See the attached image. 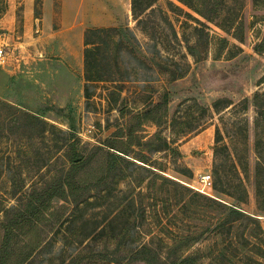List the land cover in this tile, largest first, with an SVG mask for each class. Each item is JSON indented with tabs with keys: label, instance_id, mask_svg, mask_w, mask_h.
<instances>
[{
	"label": "rangeland",
	"instance_id": "374dc122",
	"mask_svg": "<svg viewBox=\"0 0 264 264\" xmlns=\"http://www.w3.org/2000/svg\"><path fill=\"white\" fill-rule=\"evenodd\" d=\"M75 1L71 0L72 7ZM130 1H121L120 12L107 7L115 17L114 24L101 22L87 27L116 28L110 38L104 35L106 43H101V36L93 37L101 43L98 57L106 75L102 81L86 82L83 64L80 74L78 66H64L59 56L50 57L57 59L55 66L39 61L43 57L39 52L41 26L34 22L25 28L22 6H17L14 17L5 13L0 16L7 60L11 56L25 61L8 101L63 131L44 140L35 134L27 151L17 152L14 136L21 134L3 125L0 157L8 161L6 157L10 156V161L19 165L21 188L15 192L10 172L0 170V264H66L79 250L80 264H148L132 260L137 248L146 244L151 255L163 260V243L173 235L186 233L197 237L189 252L203 255L202 264H255V259H261L255 245L264 249V242L261 234H256V226L246 219L225 220L229 210L214 209L204 197L257 218L264 236V210L258 207L254 184L259 160L255 148L258 126L264 154V80L259 81L264 75V52L254 50L264 31V9L253 0H226L229 9L243 20L242 43L203 20L204 32L210 37L225 36L242 48L233 58L214 59L212 44L207 46L203 32L195 34L196 23L175 8L187 9L177 0H157L137 19L132 16ZM40 5L41 0H35V16L40 13ZM9 29L13 35L7 34ZM84 87L88 88V97ZM216 100H221L218 110L213 106ZM159 102L160 114L166 107L165 118L159 127L146 123L144 133L159 130L167 140L174 139L173 144L151 152L137 147L148 156L147 163L128 157L131 164H127V177L116 185L111 181L91 187L90 193L101 190V195H109L107 200L83 202L73 210V197H54L50 206L54 216L42 207L38 209L36 194L70 165L64 163L70 153L67 145L59 151L55 142L71 133L83 156L95 146L107 149L104 143L118 139L130 110L141 111ZM174 116L178 122L171 128ZM161 144L154 140L153 149ZM37 163L42 165L36 168ZM152 172L158 176L148 188ZM202 174L211 175L214 197L191 186L198 185ZM141 179L144 181L138 185ZM241 180L247 190L245 201L235 197L240 193L236 185ZM89 192L74 191L77 198L88 195L92 201ZM117 211L114 241L106 243L110 226L103 236L85 238L91 228L105 226ZM7 224L12 225L11 234L5 237ZM35 227L37 231L33 232Z\"/></svg>",
	"mask_w": 264,
	"mask_h": 264
},
{
	"label": "trees",
	"instance_id": "16d2710c",
	"mask_svg": "<svg viewBox=\"0 0 264 264\" xmlns=\"http://www.w3.org/2000/svg\"><path fill=\"white\" fill-rule=\"evenodd\" d=\"M156 1L157 0H131L130 9L132 16L135 19L139 18V16L149 9ZM177 1L184 5L187 9L185 10L180 7H175L172 1L168 2L170 6L178 8V10L182 12L186 18H189L196 23V25L193 26L194 30L196 31L195 34H198L199 31L203 32V39L205 40L207 46L212 44V57L214 59H219L221 57L233 58L242 51V48L238 44L230 41L227 37L218 35L210 37L209 33L204 32L203 29L206 26V23L203 20H206L210 23H214L224 33L230 35L236 41L241 43L244 41L243 20L238 17V14H234L231 11L232 9H229V4L226 0ZM253 3L254 5L264 9V0H253ZM6 7L7 3L4 0H0V16L5 12ZM193 13L197 16H195ZM115 29V27H97L87 28L84 31L83 78L86 82L106 80V75L105 73H102V68L100 67L98 52L101 50V43H106L104 35L105 37L110 38V32ZM100 36L103 37V41L99 44L94 41L95 39H93V37L98 38ZM111 41L114 40L111 38ZM254 50L256 52H264V31L262 37L256 43ZM263 80L264 75L259 79V81ZM84 94L86 97L89 96L87 87H84ZM114 101H116V99H114ZM220 102L221 100L214 101L213 106L215 110L221 108L219 105ZM160 108L161 103L159 102L152 107L143 109L141 111L130 110L126 115L125 129L123 132H121V135H119L118 139L104 143L107 149H104L101 146H95L91 153L84 156L79 153V150L77 149V140L71 133L65 134V136H63L61 139L59 138V143L55 142V147L60 151L63 146L67 145V151L70 153L66 154L67 160L64 163L70 165L67 169H62L61 175H57L52 183L46 185V187H44L43 190L39 192V194H36V200L39 201V205H37L38 209L42 207V209L50 211V206L52 204L51 199L54 197L60 199H67L69 196L73 197V210H77L79 208L78 206L83 202L98 203L99 198L104 197L107 200L109 195H101V190H99L97 193H90L89 191L91 187L100 186L101 184L111 181L114 183V185H116L118 181L127 177V164H131V162L128 160V157L147 163L148 156L141 150L138 151V149H136L137 147L140 149L145 147L149 149L150 152L159 151L169 146V143L173 144L175 142L174 139L167 140L161 135L159 130L150 135H146L144 133V127L146 123L151 122L158 127L162 124L161 120L165 118L164 114L166 113V107L162 109L163 114L159 113ZM175 122H178V119L174 116V118L170 121L171 128H174ZM5 124L9 125L11 130L16 133H20V136L26 138L24 139L20 136L17 138L14 136V142L17 147L15 151L17 152H19V150L27 151V148L32 145V139L34 138L35 134H37L36 137L44 140L53 134L56 135L57 133H63V131L53 123L24 108H21L16 104L0 99V137L2 134L1 131L4 127L3 125ZM183 132L186 131L184 130ZM156 139L160 140L161 143H163V146L162 144L157 145V147L153 149V141ZM262 140L263 137L258 126L256 127L255 133V148L258 152L259 160L257 162L254 184L256 198L259 202L258 207L261 210H264V154L261 152ZM6 158L8 161H2L0 157V170H8L10 172L11 184L13 190L16 192L21 188V185H19L21 169L15 161H10V156H7ZM41 165L42 163H37L34 166L38 168ZM157 176L158 173L152 172V177L146 183L148 188L153 186V180ZM143 181L144 180L141 179L137 181V184L140 185L143 183ZM236 186L240 193L239 195H235V197L239 201H245L247 198V190L242 180L239 181ZM76 189H83L84 192H89V194H92L90 196L94 197V199L89 201L88 195L87 197L77 198L74 193ZM204 198L206 199L205 201L207 204H211V206L216 210H229L228 216L224 218L225 220L230 219V221H234L237 219H246L247 223L252 222L257 228L256 234H261V240L264 242V236L262 235L263 231L257 218L235 208H229L221 203L211 201L206 197ZM131 200H133V198ZM209 201L213 203H210ZM129 202L130 201L128 200V202L123 205L122 210L123 208H126ZM50 214L54 216L55 211H50ZM117 217H119V211H117L112 217H110V219H108V222L106 223L108 226L99 224L91 228L86 234L85 238H96L103 236L105 233H107L106 230L110 226L111 236L108 238L106 243L114 241L113 222ZM11 227L12 225H5V230L3 232L5 237L11 234ZM33 228L34 227L30 228V230L32 231ZM36 231L37 228L35 227L33 232ZM39 235L40 233L38 230L37 237ZM196 238L197 237H193L189 233L173 235L168 243L164 242L162 245V248L164 249L163 251L165 253L163 260L157 259L158 257H156V255H151L148 251L149 247L146 244H143L137 248L136 253L132 255L131 258L132 260H145L148 264H157L159 261H162L160 264H202L201 259L203 255L199 254V252H189V249L196 241ZM256 245V255L264 260V249H261L259 245ZM81 253L82 251L79 250L76 255H73L67 261L66 264H80L79 256ZM261 259H255V264H264V261Z\"/></svg>",
	"mask_w": 264,
	"mask_h": 264
},
{
	"label": "crops",
	"instance_id": "0c3cea01",
	"mask_svg": "<svg viewBox=\"0 0 264 264\" xmlns=\"http://www.w3.org/2000/svg\"><path fill=\"white\" fill-rule=\"evenodd\" d=\"M121 1L109 0L107 4L106 0H76L72 7L71 0H58L57 3L54 0H41L40 13L35 16V0H7L4 15L14 17L17 6H22L25 28L35 24L34 22L41 26L39 52L43 57L38 60H43L46 66L51 67L55 66L57 59L50 57L59 56L61 64L71 69L78 66L82 74L84 31L101 22H105L103 25L114 24L112 21L115 17L110 15L107 7H116L115 10L120 12ZM7 34L14 33L9 29ZM24 64L25 61L21 63L16 57L9 56L6 64L0 65V99L8 101L9 92L18 82V76H22Z\"/></svg>",
	"mask_w": 264,
	"mask_h": 264
},
{
	"label": "built area",
	"instance_id": "2783aa9c",
	"mask_svg": "<svg viewBox=\"0 0 264 264\" xmlns=\"http://www.w3.org/2000/svg\"><path fill=\"white\" fill-rule=\"evenodd\" d=\"M7 62V58H6V52H5V42H4V38L2 37V35L0 34V65H4ZM200 181L198 182V185L194 186L191 185L195 190L214 197L213 195V181L211 178L210 174H202L200 176Z\"/></svg>",
	"mask_w": 264,
	"mask_h": 264
}]
</instances>
